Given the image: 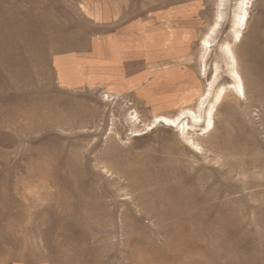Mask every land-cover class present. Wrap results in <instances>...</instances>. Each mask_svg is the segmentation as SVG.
Segmentation results:
<instances>
[{
  "label": "rangeland",
  "instance_id": "rangeland-1",
  "mask_svg": "<svg viewBox=\"0 0 264 264\" xmlns=\"http://www.w3.org/2000/svg\"><path fill=\"white\" fill-rule=\"evenodd\" d=\"M245 1L0 0V264H264Z\"/></svg>",
  "mask_w": 264,
  "mask_h": 264
},
{
  "label": "bare ground",
  "instance_id": "bare-ground-1",
  "mask_svg": "<svg viewBox=\"0 0 264 264\" xmlns=\"http://www.w3.org/2000/svg\"><path fill=\"white\" fill-rule=\"evenodd\" d=\"M240 1H242V0H240ZM246 1H248V0H246ZM246 1H245V2H246ZM241 3H242V2H241ZM248 3H249V2H248ZM243 4H244V3H243ZM248 5H249V4H248ZM243 6H244V5H243ZM240 7H241V6H240ZM250 7H251V6H250ZM244 8H245V7H243L244 15L241 16L240 22L237 21V22H239V26H240L241 22H243V21L247 22V19H248V18H246L247 9H246V8L244 9ZM239 9H240V8H239ZM241 9H242V8H241ZM241 9H240V10H241ZM239 13H240V12H239ZM241 13H242V12H241ZM238 18H239V16H238ZM238 18H237V19H238ZM215 21H216V20H215ZM237 25H238V24H237ZM242 25H243V24H242ZM242 25H241V29H242V27H243ZM239 26H238V27H239ZM243 28H244V27H243ZM210 29H211V28H210ZM237 35L239 36L238 33H237ZM237 38H238V37H237ZM203 39H204V38H203ZM205 40H206V39H205ZM205 46H206V44H205ZM212 46H213V45H212ZM205 48H206V47H205ZM206 49H207V48H206ZM224 49H225V48H224ZM226 53H227V51H226ZM235 70H236V69H235ZM238 81H239V80H238ZM238 81H237V82H238ZM238 86H240V85L238 84L237 87H238ZM239 89H240V87H239ZM241 89H242V88H241ZM241 89H240V90H241ZM221 90H222V89H221ZM221 90H220V91H221ZM223 92H224V91H223ZM222 94H223V93H221V94H219V95H222ZM219 95H218V96H219ZM219 97H220V96H219ZM219 97H218V98H219ZM216 98H217V97H216ZM217 101H219V99H218ZM211 107H213V106H211ZM210 109H213V108H210ZM210 109H209L208 111H210ZM190 112H191V111H190ZM209 115L211 116V115H213V114L211 113V114H209ZM209 115H208V116H209ZM160 119H161V118H160ZM193 120H195V119H193ZM207 121H208V120H207ZM211 122H212V121L209 120V123H208L209 126H210V125L212 126V123H211ZM160 123H164V124H166V125H168V126H174V124H175L174 121L169 120V119H165V118H162V120L160 121ZM179 128H180V127H179Z\"/></svg>",
  "mask_w": 264,
  "mask_h": 264
}]
</instances>
